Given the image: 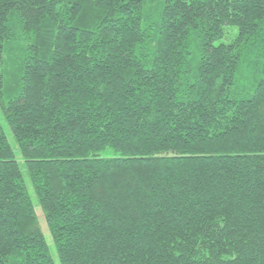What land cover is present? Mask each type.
<instances>
[{"label":"trees","instance_id":"16d2710c","mask_svg":"<svg viewBox=\"0 0 264 264\" xmlns=\"http://www.w3.org/2000/svg\"><path fill=\"white\" fill-rule=\"evenodd\" d=\"M0 264H264V0H0Z\"/></svg>","mask_w":264,"mask_h":264},{"label":"rangeland","instance_id":"374dc122","mask_svg":"<svg viewBox=\"0 0 264 264\" xmlns=\"http://www.w3.org/2000/svg\"><path fill=\"white\" fill-rule=\"evenodd\" d=\"M0 124H1V127L10 143V145L12 146V148L16 149V143L14 141V138L8 128V125L7 123L5 122L1 112H0ZM24 176V181H25V184H26V187H27V190H28V193L31 197V200L33 202V205H34V209H35V212L38 216V221H39V224H40V227H41V231L43 233V236L46 240V243L48 245V248H49V251H50V254H51V257H52V260L54 262V264H60L59 262V259L57 257V253L55 251V247L53 245V242H52V239H51V236L47 230V227H46V224H45V221H44V218H43V213L41 212V209L39 207V204L37 202V199H36V196L34 194V191H33V188L26 176V174L24 173L23 174Z\"/></svg>","mask_w":264,"mask_h":264}]
</instances>
